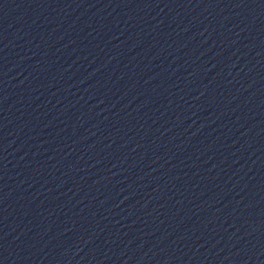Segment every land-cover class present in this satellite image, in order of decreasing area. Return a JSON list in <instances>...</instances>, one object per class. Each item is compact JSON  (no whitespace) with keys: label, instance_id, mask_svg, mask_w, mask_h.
<instances>
[{"label":"water","instance_id":"95a60500","mask_svg":"<svg viewBox=\"0 0 264 264\" xmlns=\"http://www.w3.org/2000/svg\"><path fill=\"white\" fill-rule=\"evenodd\" d=\"M0 264H264V0H4Z\"/></svg>","mask_w":264,"mask_h":264}]
</instances>
